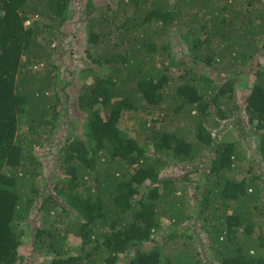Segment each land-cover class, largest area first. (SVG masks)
<instances>
[{"label":"trees","instance_id":"trees-1","mask_svg":"<svg viewBox=\"0 0 264 264\" xmlns=\"http://www.w3.org/2000/svg\"><path fill=\"white\" fill-rule=\"evenodd\" d=\"M263 164L264 0H0V264H264Z\"/></svg>","mask_w":264,"mask_h":264},{"label":"rangeland","instance_id":"rangeland-1","mask_svg":"<svg viewBox=\"0 0 264 264\" xmlns=\"http://www.w3.org/2000/svg\"><path fill=\"white\" fill-rule=\"evenodd\" d=\"M72 17L70 19V24L69 27L66 29V36L65 38L62 40V43L60 45V51H59V57L61 55H64V57L62 58L64 63H70V62H74V64L76 63V61H81L85 59L84 57V53L82 52V49L80 48V44L83 43L82 41V30H81V9H79V6H75L72 10ZM197 35V33L193 36H191L188 40V43L193 42L195 36ZM185 43V42H184ZM183 44V43H182ZM182 45L178 42L177 40V50L176 52L179 55H183L185 56V52L186 50L183 48H179ZM63 53V54H62ZM62 57V56H61ZM86 61V60H85ZM242 86V85H241ZM73 106V105H72ZM71 108V107H70ZM70 112L72 111V109L69 111V109L65 110V115L63 118H66L68 113L66 112ZM71 116L76 113V110H73L71 113ZM53 138H56L58 136H60L58 129L56 130V132L53 134ZM236 133L235 131L228 130V131H224L221 132L220 135H218V139L219 140H224L227 142L232 141L235 138ZM227 137V138H225ZM57 140L56 142H47L44 144L43 148H41V150L39 151L40 154H43V160L44 162V168H43V172L45 174H49L50 173V167L52 165H54L56 163V161H54L52 158L47 159V156L45 155L47 153V155L50 153L49 149H53L54 147H57L58 145V138L55 139ZM242 142L244 143V149L247 151L246 152V156L247 158H249L250 154H252V150H255V148L257 147V141L255 140V136L254 134H250L248 137L242 139ZM54 158L53 155H50ZM248 159H244L243 160V166H248ZM52 163V164H51ZM50 164V165H49ZM209 164V163H208ZM262 169L264 171V164L262 165ZM236 177L240 178V177H244L246 175L244 169H240L238 172L235 173ZM38 218V215H36L35 217H32V219H29L28 221H26L22 226V229L26 232V235H24L23 237V243L20 246V253L24 256V262L22 264H48L50 262L49 258L44 256L43 254H39L38 252H34L32 249V244H31V237H30V232L32 231V223L31 221L36 220ZM198 227L194 226L191 231L195 232L196 235L200 234V226L197 225ZM205 234H201V237L204 239H206Z\"/></svg>","mask_w":264,"mask_h":264}]
</instances>
